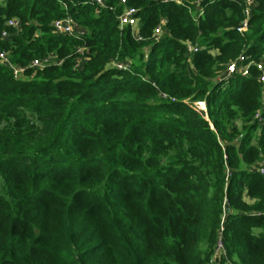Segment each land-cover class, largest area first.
<instances>
[{"label": "trees", "instance_id": "1", "mask_svg": "<svg viewBox=\"0 0 264 264\" xmlns=\"http://www.w3.org/2000/svg\"><path fill=\"white\" fill-rule=\"evenodd\" d=\"M107 1H0V264H264V0Z\"/></svg>", "mask_w": 264, "mask_h": 264}, {"label": "built area", "instance_id": "2", "mask_svg": "<svg viewBox=\"0 0 264 264\" xmlns=\"http://www.w3.org/2000/svg\"><path fill=\"white\" fill-rule=\"evenodd\" d=\"M0 1H7V0H0ZM88 3L95 4L101 8H109L108 7V1L107 0H85ZM119 5L123 6V11L118 14L117 20L119 22L120 28H126L131 27L134 33V36L137 41H143V38L136 33L139 19H138V13L139 11L136 8L129 7L127 0H118ZM174 1L178 4H181L184 2V0H169ZM255 7V1L254 0H245V10H244V20L240 24L238 31L241 34H244L249 27V19L251 17V12L253 8ZM167 21L163 20L162 23L155 29L154 37L156 39L160 38L164 34V26L166 25ZM7 26L10 28L20 29L21 23L16 18H11L7 21ZM53 29L54 33L57 35H65V36H75V37H81L85 34V30L82 29L74 20L70 17L56 20L53 23ZM9 37V33L7 31H4L2 33V38L6 39ZM188 53L193 54L195 52H198L197 47L194 45L187 43ZM79 53H83L82 49L78 50ZM0 62L4 63L5 65H9L12 70L14 71L15 78H19L22 76L24 69H21L19 67H13L10 60L8 53L6 51H0ZM51 63L50 58H46L44 60H36L31 64L32 68H44L48 64ZM83 63V59L78 58V62L76 64V68H79L80 65ZM118 67H128V65L125 64H118ZM256 68L259 72L258 79L261 83L264 84V61H247V58L242 55L235 61L231 62L228 65L227 71H226V77H230L234 74H241L242 76H250L251 75V69ZM203 109H205L204 105ZM206 110V109H205ZM256 118L262 122L263 118L262 115L259 113L257 114ZM258 170L261 174L264 175V161L261 162V164L258 167ZM226 256L225 249H224V242L223 238L220 237L217 241L216 247H215V254L213 257V263H219L223 258Z\"/></svg>", "mask_w": 264, "mask_h": 264}]
</instances>
